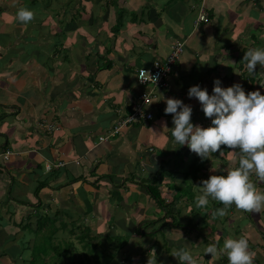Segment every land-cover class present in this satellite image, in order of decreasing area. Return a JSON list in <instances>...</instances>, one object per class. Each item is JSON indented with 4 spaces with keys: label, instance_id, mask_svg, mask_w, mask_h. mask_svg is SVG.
I'll return each mask as SVG.
<instances>
[{
    "label": "crops",
    "instance_id": "crops-1",
    "mask_svg": "<svg viewBox=\"0 0 264 264\" xmlns=\"http://www.w3.org/2000/svg\"><path fill=\"white\" fill-rule=\"evenodd\" d=\"M21 7L34 11L30 22L17 19ZM202 8L209 21L197 24ZM177 41L185 42L184 51L168 86L148 106L153 119L98 143L149 89L138 83V70L167 57ZM256 47H264V0H0V264H59L52 246L37 253L45 234L53 242L77 241L76 256L69 251L63 264H83L81 256L90 254L81 238L89 240L93 231L106 236L108 226L126 228V221L128 231L147 235H133L140 242H129L104 264L151 258V264H180L172 254L179 248L198 264H222L226 255L219 248L231 238L222 233L226 223L239 229L233 237L254 244V264L263 263L264 210L233 205L225 225L218 222L214 242L195 230L197 211L183 200L184 185L197 192L203 179L236 166L238 149L201 158L187 144L173 143V114L164 111L167 98H180L193 107L192 121L207 127L211 118L189 97L190 86L211 93L220 78L224 87L240 83L247 92L264 93V68L258 64L249 73L243 61ZM47 122L59 128L50 132ZM59 162L65 165L56 167ZM251 180L264 191V179L253 174ZM150 188L174 200L177 211L159 207ZM117 212L128 216L114 218ZM103 215L109 218L98 227ZM154 232L172 242H160ZM191 232L200 235L196 241ZM212 243L216 256L204 251Z\"/></svg>",
    "mask_w": 264,
    "mask_h": 264
},
{
    "label": "clouds",
    "instance_id": "clouds-1",
    "mask_svg": "<svg viewBox=\"0 0 264 264\" xmlns=\"http://www.w3.org/2000/svg\"><path fill=\"white\" fill-rule=\"evenodd\" d=\"M16 17L28 23L34 18V11L21 7ZM243 61L249 73L255 72L258 64L264 68V47L248 49ZM188 95L198 99L205 116L211 118V124L205 127L194 123L193 107L180 98L169 97L164 111L173 114L174 126L170 128L173 143L187 144L201 158H210V154L217 153L222 145L239 151L236 166H229L220 174L213 173L198 184L196 207H206L210 200L221 202L224 207L214 212L221 217L233 204L247 212L264 210V191L251 180L253 174L264 179V93L259 89L247 92L240 83L224 87L221 79L216 78L211 93L206 87L195 84L190 86ZM204 251L216 256L217 244L208 245ZM219 251L227 256L228 264H254L246 236L225 238ZM172 254L180 264H198L187 248L176 249Z\"/></svg>",
    "mask_w": 264,
    "mask_h": 264
},
{
    "label": "rangeland",
    "instance_id": "rangeland-1",
    "mask_svg": "<svg viewBox=\"0 0 264 264\" xmlns=\"http://www.w3.org/2000/svg\"><path fill=\"white\" fill-rule=\"evenodd\" d=\"M182 192H183L184 203L190 202L191 203L190 204L191 210H192V207H194V209H196V211H197V215H195V217L198 218L199 222H197L198 225L195 224V226H196L195 230L202 237L210 238L211 240H213L215 242V238H219V237H215V234L217 233V235H218V231H219L218 230L219 229L218 228V225H219L218 222L221 221L222 225L223 224L225 225V223L223 222V220H225V216L221 217V216L214 215V212L216 211V210H214V212H213L214 205H215V200H210V203L206 207L198 208V207H196V204H195V196L197 195L196 190L192 191V186H188V184H187V185H184L182 187ZM169 196H171V195L169 194ZM163 200L165 202V205L168 204L167 199L164 198ZM231 207H229L228 210H230ZM123 214H124L123 212H119V213L117 212V214L114 216V218H116V217H118L120 215H123ZM160 215H163V214L161 213ZM124 216H125V219H126V217L128 215L125 213ZM108 218L109 217L103 215L101 217L102 221H100V220L98 221V222H100L98 227L106 225V224H104V222H106V220ZM72 220H75V217H72ZM116 222L118 224H120L118 221H116ZM112 225L108 226L107 229L112 228L109 232H111V235L114 234V235L118 236L119 239L118 238H114V239L112 238L110 240L104 241L105 237H104L103 234L101 236H99L100 235L99 232L93 231V233H90V234H95L97 239H92V240H85L84 239V240H80L79 241V242H91V244H92V242L99 243V245L97 247L93 248V250H92L93 253H90V256H88L87 254L85 256H81V258L83 257L82 259L85 260V262L83 264H92V261H94V264H97L96 261L97 262L101 261L102 264L107 263L106 262L107 255H109V254H114V255L117 254V252L122 247H124L125 245H128L129 242H136V241L140 242V240H138L137 238H133L134 237L133 235L128 236L129 233L127 231H128V228L131 227V226H129V222L128 221H126V224H125L127 226L126 227L127 229L125 227H123L122 225L121 226L120 225H116L115 223L112 224ZM232 225H235V224L233 223ZM154 229L158 230L159 229V225L157 224ZM140 231H142V230H140ZM186 232L187 233L189 232L188 229H187ZM222 233H224L226 235H230L231 237H233V236H236L235 234L239 233V229H234V227H231L229 223H226V225L223 227ZM172 234L175 237V233H172ZM255 234L257 235L256 231H255ZM46 235L47 234H45V237H44L43 240H41V242H36L37 247H38L37 248L38 249L37 253H38L39 250H41L42 244L44 245V247L58 245V246H60V248L59 249L56 248L58 250V253H56V251H55V255L56 256H53V260L57 259L56 261L59 264L60 263L61 264L65 263V261H66L65 257L68 256V254L66 256L63 255V254L67 253L66 252V249H67L66 247H70L69 245L67 246L68 242H53L52 240L46 239L48 237ZM200 235L197 236L196 233L191 232L189 237L193 238V240L196 241L197 237H199ZM163 236H166L165 232H163ZM74 237L76 238V236H73V235L71 236L72 239ZM154 237L158 238L160 242H164V240H165L164 237H161V235H159V232H154ZM189 237L187 239H185L186 242H193L191 239H189ZM263 237H264V230H263ZM170 238H173V237L171 236V237H169V239ZM173 240H175V239H173ZM148 241L150 242V240H148ZM75 242H77V241L73 242L74 243L73 249H75ZM103 242H105V243H103ZM165 242H172V240H167V241L165 240ZM109 245H110V247H109ZM249 245H250V249L252 247L253 248L255 247V246H253L254 244L251 243V242L249 243ZM71 248H72V246H71ZM73 249H71V250H72V252L74 254ZM258 249H259V247H258ZM260 250L262 252L261 256L264 257V244L263 243H261V249ZM87 253H89V251H87ZM51 256H52V254H51ZM226 258H227V256H226ZM263 263H264V261H263ZM143 264H149V262H143ZM206 264H208V262H206ZM214 264H218V263L214 262ZM255 264H257V263H255ZM258 264H261V263H258Z\"/></svg>",
    "mask_w": 264,
    "mask_h": 264
},
{
    "label": "built area",
    "instance_id": "built-area-1",
    "mask_svg": "<svg viewBox=\"0 0 264 264\" xmlns=\"http://www.w3.org/2000/svg\"><path fill=\"white\" fill-rule=\"evenodd\" d=\"M209 21V16L207 11L202 8L197 19V24H201ZM184 41L174 42L171 46V53L163 58L154 61L151 67H143L138 70L137 79L138 83L149 88L142 91L138 98L132 105L131 113L126 117H123L117 125L114 126L108 134L99 137L98 143L110 141L111 137H114L118 132L121 131L125 126L131 123H146L153 119L154 114L149 110V105L152 103L153 99L156 98V92L160 89H164L168 86L167 79L171 75L175 64L179 60L181 54L184 51ZM48 131L52 132L59 127L54 123L45 124ZM11 152L7 151L3 153V157L8 159ZM80 159H76L75 163L79 164ZM64 162H59L56 167L64 166ZM50 168V165L48 166Z\"/></svg>",
    "mask_w": 264,
    "mask_h": 264
},
{
    "label": "trees",
    "instance_id": "trees-1",
    "mask_svg": "<svg viewBox=\"0 0 264 264\" xmlns=\"http://www.w3.org/2000/svg\"><path fill=\"white\" fill-rule=\"evenodd\" d=\"M226 149H228V147L227 146H225V145H222L221 146V150L220 151H222V150H226ZM198 169H200L201 168V166L200 165H197L196 166ZM196 168V169H197ZM143 184V185H142ZM141 185L142 186H144V185H146V184H144V183H141ZM147 188H148V186H146ZM149 191H150V193H151V195L153 196V198L155 199V201H156V203H157V205L159 206V207H161V206H163L164 205V209H169L170 210V212L171 213H173V212H176L177 210H176V208H175V206H173V202H174V200H172V202L170 201V203H168V204H166L165 205V203H164V200H163V198L161 197V195L158 193V194H156V193H154V191H153V189L152 188H150L149 189ZM223 206V204L221 203V202H218V201H215V205H214V209H213V212H214V210H217L218 208H221ZM168 210V211H169ZM192 210H194V207H192ZM46 217H48V216H46ZM149 225H150V223H149ZM146 229V228H145ZM56 230L55 229H53L52 230V232L54 233ZM129 234H128V236H131V235H134V236H139V237H145L146 235H147V233H143L142 231H140V229L139 228H137V229H135L134 230V232H131V231H127ZM72 233H76L74 230L72 231ZM102 234H100L99 236H101ZM105 238H104V241H107V240H110V239H114V238H118L119 239V237L118 236H116V235H114V234H112L111 235V232H109V234H107L106 236H104ZM97 237H90V239L89 240H92V239H96ZM82 240H87L86 239V237H83V238H81ZM85 244H84V247L87 249V251H89V254L90 253H93L92 252V250H93V248H95V247H97L98 246V244H91V242H84ZM103 243H105V242H103ZM54 245V244H53ZM70 246V247H66L67 249H66V254H63V255H69V251H71V249H73V246H74V243L73 242H68V244H67V246ZM71 246H72V248H71ZM52 248L56 251V253H58V250L57 249H59L60 248V246H58V245H54V246H52ZM57 248V249H56ZM41 250H45V251H47L48 252V247H43V248H41ZM40 251V250H39ZM46 254V253H45ZM74 256H76V252L74 251V254H73V257ZM113 254H109V255H107V262H109V259H111V258H113ZM223 263L222 264H228V258H223V261H222ZM261 264H264V263H261Z\"/></svg>",
    "mask_w": 264,
    "mask_h": 264
},
{
    "label": "water",
    "instance_id": "water-1",
    "mask_svg": "<svg viewBox=\"0 0 264 264\" xmlns=\"http://www.w3.org/2000/svg\"><path fill=\"white\" fill-rule=\"evenodd\" d=\"M156 164H157V163H154V162H153V165L155 166V167L153 166V168H154L153 171H155V169H157V168L159 167V164H157V165H156Z\"/></svg>",
    "mask_w": 264,
    "mask_h": 264
}]
</instances>
